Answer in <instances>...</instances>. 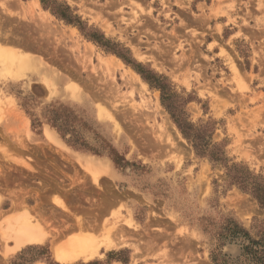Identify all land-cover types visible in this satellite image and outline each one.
<instances>
[{
    "label": "rangeland",
    "instance_id": "1",
    "mask_svg": "<svg viewBox=\"0 0 264 264\" xmlns=\"http://www.w3.org/2000/svg\"><path fill=\"white\" fill-rule=\"evenodd\" d=\"M46 3L74 23L41 0H0V264H63L49 241L12 252L4 240L27 207L118 226L125 245L71 264H213L227 219L256 238L264 210L226 165L264 178V0ZM135 66L166 78L226 162L196 152Z\"/></svg>",
    "mask_w": 264,
    "mask_h": 264
},
{
    "label": "trees",
    "instance_id": "2",
    "mask_svg": "<svg viewBox=\"0 0 264 264\" xmlns=\"http://www.w3.org/2000/svg\"><path fill=\"white\" fill-rule=\"evenodd\" d=\"M45 8L51 11L59 18L68 23H74V19L67 13V8L57 5L55 9L46 3L47 0H41ZM128 64L131 62L125 58L122 53L115 52ZM135 69L143 77V79L151 86L162 92V102L171 113L172 119L177 124L181 133L195 147L196 152L201 156H208L215 162H226L223 152L216 148L215 145L204 143V130L195 128L194 125L184 120L178 113V102L176 97L165 83L166 78L158 74L145 72L135 66ZM227 167V175L230 183L238 185L242 190L249 192L264 210V178L256 177L248 169L233 165ZM214 239L217 240L218 246L210 253V259L213 264H264V230L254 238L250 232L244 229L239 223L233 219H227L220 227L217 233H214ZM226 242H239L241 245V253L236 258L224 254L222 247ZM221 247V248H220ZM90 264H98L97 262Z\"/></svg>",
    "mask_w": 264,
    "mask_h": 264
},
{
    "label": "bare ground",
    "instance_id": "3",
    "mask_svg": "<svg viewBox=\"0 0 264 264\" xmlns=\"http://www.w3.org/2000/svg\"><path fill=\"white\" fill-rule=\"evenodd\" d=\"M3 52L0 51V58H5L7 56ZM11 54L14 56L16 55L13 53ZM116 60L118 62V59ZM114 65H117V63L115 62ZM136 77L137 79L131 78L130 80V84L133 88L134 85L137 87V84H139L138 80H140V78L138 75H136ZM143 85L146 84L143 83ZM131 107L130 109H132ZM168 125V128H174L171 123ZM26 203L27 200L24 199L19 205L27 207ZM62 207L65 208L64 205H62ZM27 209L29 214L27 213L23 217L14 219L10 226H8L9 231L6 233L7 236L4 240H12L14 242V246L11 250L12 252L18 251L28 245H43L49 241L55 261L63 264H71L80 260L89 261L94 259L100 254V250L103 247L108 249L111 247H120L127 243L126 240H123V237H116V235L119 234V229L116 224L109 227L105 226L101 231H98V229L93 228V226L82 220L78 221L75 225H71L67 222L70 218L68 216H65V219L60 222L59 218L55 217V214H51L50 217L46 218L42 213L34 214L31 208L27 207ZM36 209L37 207L35 210ZM52 221L56 223L54 224Z\"/></svg>",
    "mask_w": 264,
    "mask_h": 264
}]
</instances>
